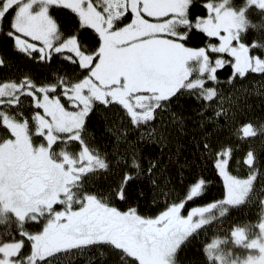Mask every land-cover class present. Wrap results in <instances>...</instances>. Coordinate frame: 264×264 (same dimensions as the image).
I'll list each match as a JSON object with an SVG mask.
<instances>
[{"label": "snow or ice", "instance_id": "1", "mask_svg": "<svg viewBox=\"0 0 264 264\" xmlns=\"http://www.w3.org/2000/svg\"><path fill=\"white\" fill-rule=\"evenodd\" d=\"M0 264H264V0H0Z\"/></svg>", "mask_w": 264, "mask_h": 264}, {"label": "trees", "instance_id": "2", "mask_svg": "<svg viewBox=\"0 0 264 264\" xmlns=\"http://www.w3.org/2000/svg\"><path fill=\"white\" fill-rule=\"evenodd\" d=\"M253 103H254L255 106H258L259 105V100L256 99V100L253 101Z\"/></svg>", "mask_w": 264, "mask_h": 264}]
</instances>
